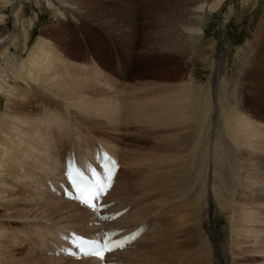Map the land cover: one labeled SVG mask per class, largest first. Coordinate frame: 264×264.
I'll return each mask as SVG.
<instances>
[{
  "label": "rangeland",
  "instance_id": "obj_1",
  "mask_svg": "<svg viewBox=\"0 0 264 264\" xmlns=\"http://www.w3.org/2000/svg\"><path fill=\"white\" fill-rule=\"evenodd\" d=\"M36 1L43 3L42 6H38ZM51 1H54V7L58 5L57 0H24L15 6V13L20 24L16 37L11 45L8 44V53H13L16 61L25 67L36 48L45 52L43 56L47 57L43 58V61L40 59L39 65H42L38 69H42L43 72L48 73L47 75H50L55 69L65 79L77 80L78 90H76L77 95L75 94L73 101L79 106L77 110L66 104L63 96L54 98L53 95L50 97L49 94L37 91V94L30 97V104L26 108L30 117L37 118L39 125L44 128L48 126L47 120H54L53 125L56 128H61L64 135L68 133L70 127V130L74 131H72L73 137L75 133L76 138L81 142L87 139L85 133L86 130H89L88 133H94V137L97 135L105 143L118 149L123 155L122 160L126 161L135 156V150H139L137 147L141 137L148 139L146 144H143L144 151L145 148L152 145V140L148 137L149 134L140 129L134 121L135 115L146 111L147 108L152 111L154 106L148 101L163 94L167 87L175 85L179 80H182V77H185V80H196L198 90L206 94L209 93V90L211 91L213 81L217 80L215 88L219 103L217 118L228 121V124L218 122L217 125L219 131L222 130L224 135L222 139L227 147L225 153L227 152L230 158L224 183L230 191L231 207L224 213L223 218L226 219L223 220L228 232L222 236L223 242L228 248V263L264 264V133L262 132L264 131V0H224L222 5L220 4L218 9L208 17L203 45L200 46L202 43H199L195 54H186L185 56L162 51L160 48L162 45L156 40L159 23L167 15L164 11L166 3L168 2L167 5H169L175 1L178 2V0H122V2L120 0H86L88 8L85 13L75 12L73 15H66L62 18L55 16L54 8L52 9L50 5ZM180 3L181 1L177 5ZM8 5L7 0H0V14L5 15L4 22L0 23V37L5 36L9 30L13 29L14 18L9 16L11 10L8 9ZM152 31H156V34ZM147 34L151 41L154 38L153 43L149 42L150 38L147 37ZM112 41L119 47L126 67L129 69L124 78L116 73L114 62L107 51L108 43ZM149 44L151 45L149 46ZM247 49L254 53L251 62L244 60L246 52H248ZM138 54H141V59L136 58ZM220 54L225 57V61L223 64L221 63L222 69L218 75L216 69L220 63ZM12 67L13 62L6 53L0 67L2 80H17L13 76L15 72ZM208 95L209 99L213 98L212 91ZM1 96H3V89L0 84V115L6 112L7 104ZM19 99L18 101L21 102L27 97L21 96ZM66 106H68L67 110L73 123L67 121ZM211 110L213 109L211 108ZM195 117H198L197 113ZM231 131L233 134H230ZM235 133L236 136H234ZM56 137V134L53 135L52 132H49V141H44V143H47L48 146L55 145ZM245 138L247 139L245 140ZM66 153H68L67 150L58 155L65 157ZM46 157L49 161L48 154ZM139 165L136 164L135 169L133 168L134 191L137 196H140V192L145 190L143 189L144 183L146 184L148 177L147 170ZM141 173H143L142 176H140ZM161 175L168 179V176ZM159 188L154 187L157 193L153 192L154 196L149 197L150 199L142 198L141 202L138 201L139 213L146 211L149 205L158 206L163 198L161 187ZM186 188V182L184 183L182 180L179 186L173 188V192L177 196L188 192L191 204L198 205L199 186L195 185L191 193ZM211 189L213 188L210 185V191ZM16 194L21 198L29 197V194L23 190H19ZM183 195L187 196L188 194ZM157 198L158 200H156ZM175 207L177 206L170 205L159 211V213L162 212L160 215L155 216L153 227L150 228V242L154 241L152 244L157 248L169 247L168 249H173L174 219L177 214ZM8 217H12V215L0 216V235L9 242L12 241L11 243L15 247L14 254L12 253L14 256L12 255L10 258L9 254V260L4 264H51L48 259L57 255L54 252L46 253L43 256L42 251H37L40 261L34 258L27 259L26 255L29 252L25 242L26 236H28L27 228ZM188 217L192 220L196 218L189 215ZM75 225L81 224L75 222ZM77 229L82 230L79 227ZM203 231L201 228H198L197 231L200 233L197 239V252L200 259L196 264H209L215 255L210 247L213 244L210 235L205 237L207 233ZM258 232L261 233V236L257 235ZM41 241L43 240L41 239ZM150 242L135 249L141 251L140 262L168 264L158 255L151 253L153 246L150 247ZM207 242L210 244L209 247ZM22 256L26 258L24 259ZM0 263L2 262L0 261ZM176 264H186V262L180 261Z\"/></svg>",
  "mask_w": 264,
  "mask_h": 264
},
{
  "label": "bare ground",
  "instance_id": "obj_2",
  "mask_svg": "<svg viewBox=\"0 0 264 264\" xmlns=\"http://www.w3.org/2000/svg\"><path fill=\"white\" fill-rule=\"evenodd\" d=\"M7 1L9 3L8 9L11 10L9 16L14 18H12L14 24L11 31L9 30L5 36L0 37V67L1 61L7 53L13 62L12 68L14 70L13 72H15L13 76L17 80H2L3 78L0 76V84L3 89V96L1 97L7 102L6 112L0 115V210H2L0 216L12 215V217H8V219L12 218V220L20 222L27 228L28 236H26L25 242L29 252L27 253L28 255H26V253L24 254L29 260L33 258L39 260L40 257H38L37 251H42L43 256L46 253L54 252V254H56L55 251L52 252V250L61 248L62 244H64L63 237L67 236L70 231L90 233L98 230V226L95 225L97 218L95 217L96 213L94 211L79 202L70 201L61 197L57 191H53L49 186V183L56 185L57 182L63 179L65 159L64 157H59V155L67 150L68 152L74 151L79 156H85L88 153H86L87 149L86 147L84 148V145L89 146V144L87 142L88 139L82 142L80 140L78 141L75 133L74 139V131L70 130L69 127L72 124H68L69 128L66 126L69 131L67 133L68 135H64L65 133L62 132L61 128H56L53 125L54 120H47L48 126L44 128L39 125L37 118L30 117L26 108L30 104V97L37 94V91L49 94V96L53 95L54 98L56 96H63L66 104L77 109L79 105L73 101L77 92L76 90H78L76 86L77 80L65 79V77L55 69H53L50 75H47L48 73L43 72L42 69H38V67L42 65H39L40 59L43 61V58L47 57L43 56L45 52H42L39 48H36L32 53L29 63L25 67L16 61L17 59L13 53H8V44L11 45L16 37L17 28L20 24L19 18L15 13V6L18 3H22L24 0ZM120 1L122 2V0ZM179 1H181V3L177 5ZM36 2L38 6H42L43 4L38 1ZM56 2H58V5H55V7L54 1H51L50 5L52 9L54 8L55 16L61 18L66 15H73L75 12L85 13L88 8L86 0H57ZM223 2L224 0H178V2L175 1L173 4L167 5L168 2L166 3L165 1L166 9L164 11L167 15H165L166 18L159 23V29L157 30L159 38L158 35L156 37L157 39L155 38L157 42L159 41V44L162 45V47L160 46L161 50L169 51L170 53L173 52L174 54H178V56L195 54L196 49L199 47V43H202L200 46L203 45L208 17L212 15L213 11L218 9L219 5H222ZM4 19L5 15L0 14V23H3ZM114 23L117 24V22ZM155 32L152 31V33ZM147 37L150 38L148 34ZM152 39L151 41L150 38V43L154 42V38ZM132 40L134 39L132 38ZM150 45L151 44H149V46ZM247 51L244 60L251 62L254 53L250 49H247ZM224 59L225 57L220 54V63L218 69H216L218 75L222 69V64L225 61ZM45 74L46 76H43ZM181 79L182 80H179L175 85L167 87L163 94H160L157 98L152 100L149 99L150 101H148V103H152L154 106L152 111L149 110L150 108H147L148 111L144 110L140 112V114L135 115L134 121L136 125L145 133L149 134L148 137L152 140V145L145 148L144 151L143 144H146L148 139L141 137V139H139V144L141 145L139 146L137 143V148L139 150H135V156L130 157L132 159L129 158V160L127 159L126 161L122 160L123 164L119 171V178L108 196V201H117L115 207L111 206L112 211L127 208L129 206L131 209H128L127 214L111 223V225H118L121 227L140 226L147 222V220H154L156 214L164 208H168L170 205L177 206L175 207L177 214L174 219L175 232H173L175 234V239L173 240V249H168L169 247L157 248L156 245L152 244L154 241L150 242V229L137 241V244L140 243V246H142L150 242V247L153 246V248H151V253L158 255V257L162 258L168 264H176L180 261L186 262V264H196L200 259V255L197 252V239L200 233L197 231L198 228H201V231L204 230L203 232L205 233L206 231L207 233L205 237L210 235L213 244L210 245L209 242H207V245L208 247L210 245L216 255H213L212 261H210L211 263L209 264H229L227 256L228 248L223 242L222 236L228 232L223 220L226 219L223 218L224 213L231 207L230 191L224 183L230 158L227 152L225 153V148L227 147L222 139V136L224 137L221 132L222 130L219 131L217 127L218 122L228 124V121H226V119L217 118L219 116V103L215 90L217 80L213 81L211 88L213 98L209 99L210 97L208 94L211 92L210 90L207 94L204 92L201 93L195 83L196 80H185V77ZM21 96H26L27 99L19 102L18 99ZM211 108L213 110H211ZM67 109L68 106H66V114L68 115L67 121L73 123ZM196 113L198 116L197 118L195 117ZM198 118L199 121H197ZM49 132H52L53 135H57L55 145L48 146L47 143H44V141H49ZM230 134H233V132ZM234 136H236V133ZM246 139L247 138H245V140ZM243 144L246 143L244 142ZM104 145L123 159V155L118 149L107 143H104ZM46 154L50 157L49 161ZM136 164H140L139 166L144 167L148 174L146 184L144 183L145 186L143 188L145 190L140 192V196H137L134 191L135 182L133 168ZM138 172L140 173V170ZM142 174L143 173L139 175L142 176ZM161 174L168 176V179L165 177L163 178ZM182 180L184 183L186 182V189H189L190 193L195 185L199 186L197 197L198 205L196 203H194V205L191 204L188 199V192H186L188 194L187 196L183 195L186 193L177 196V194L173 192V188L179 186ZM45 183L48 184V186H45ZM210 185L213 188L211 191ZM154 187H161L163 198H161L158 206L149 205L147 210L144 212L141 211L140 214V210L138 209V207H140L139 202H141L142 198L148 199L152 197L153 192H156ZM19 190L28 193L29 197L21 198L20 195L16 194ZM156 200H158V198ZM61 207H63V209H60ZM188 215L195 216L196 218H193V220L189 219L190 217H188ZM75 222H80L81 225L76 226ZM77 227L82 230H78ZM257 235L261 236V233L258 232ZM40 238L43 241H41ZM11 242L0 235V261L2 262L0 264H4L5 261L9 260V254L10 258L14 254L15 245ZM119 254H122L123 258L117 259L116 264L145 263L140 262V250L119 251L112 257ZM23 258L25 259L26 257ZM48 260L51 264H102L99 260L94 258L76 259L67 257L63 254L50 257Z\"/></svg>",
  "mask_w": 264,
  "mask_h": 264
}]
</instances>
